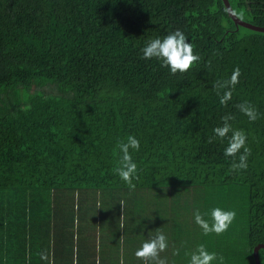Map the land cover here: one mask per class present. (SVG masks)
<instances>
[{
    "label": "trees",
    "instance_id": "1",
    "mask_svg": "<svg viewBox=\"0 0 264 264\" xmlns=\"http://www.w3.org/2000/svg\"><path fill=\"white\" fill-rule=\"evenodd\" d=\"M229 2L240 20L264 27V0ZM176 29L200 59L173 75L141 49ZM237 67L232 100L221 105L214 85ZM245 101L255 122L237 108ZM226 115L248 136L246 170H233L227 140L213 138ZM130 134L141 141L131 191L113 171ZM217 206L236 219L205 236L194 214ZM151 221L177 232L164 252L179 249L180 259L161 252L166 264H189L200 244L222 264H255L264 244V32L238 26L223 0H0V264H134ZM259 256L264 264V249Z\"/></svg>",
    "mask_w": 264,
    "mask_h": 264
},
{
    "label": "clouds",
    "instance_id": "2",
    "mask_svg": "<svg viewBox=\"0 0 264 264\" xmlns=\"http://www.w3.org/2000/svg\"><path fill=\"white\" fill-rule=\"evenodd\" d=\"M141 52L142 59L157 60L161 66L167 67L173 75L186 73L200 59L199 55L194 53L188 36L180 29H176L163 37L157 36L150 39L141 49ZM240 75V69L237 67L228 79L215 83L214 87L221 105H226L232 100L233 90L239 83ZM237 108L250 122H255L260 115L257 109L247 101L238 104ZM233 119L231 115L222 117V124L212 129L213 138L227 140L224 156L234 158L231 165L233 170H246L251 155V149L247 147L248 136L243 130L233 128L231 123ZM140 149V139L132 134L117 144L116 165L113 171L130 191L135 190L134 181L139 179L138 165L133 158V153L139 152ZM236 215L235 210H226L217 206L204 212L197 210L194 214V221L202 230L203 235L207 236L211 233L220 235L228 231L236 219ZM168 247V237L163 232H157L155 236L142 243L135 255L138 258L151 259L154 264H166V261L161 259L159 254ZM176 254H179V249H177ZM188 255L189 264H213L217 261L222 264L224 260L223 256L217 252L209 251L204 244L196 246L195 250ZM41 259H47L45 253H41Z\"/></svg>",
    "mask_w": 264,
    "mask_h": 264
},
{
    "label": "crops",
    "instance_id": "3",
    "mask_svg": "<svg viewBox=\"0 0 264 264\" xmlns=\"http://www.w3.org/2000/svg\"><path fill=\"white\" fill-rule=\"evenodd\" d=\"M155 218V217H154ZM153 218V219H154ZM146 219H152V216H146ZM152 222V224L155 222V221H151ZM148 226H150L151 224H147ZM173 225V222L171 221V222H168V223H166L164 226H163V228L164 229H166V228H168V226H172ZM146 228H147V226H146ZM96 230V232H98V229H95ZM140 232H142V231H140ZM160 232H163L167 237H168V241H169V245H171V240H175V238H174V235H176V231H173V229H171V231L168 229V230H163V229H161L160 230ZM140 234L141 233H139V232H136L134 235H133V237L135 238V239H137L139 236H140ZM97 236H100L98 233H97ZM145 237H149V236H145ZM174 250V248H172L171 249V251H167V252H164L165 254H162V256L164 257V258H166V260H170V261H172V260H177V261H179L178 259H180L179 258V254L177 255L176 254V251H173ZM181 257V256H180ZM138 257L135 255V252H132L131 254H130V261H132L134 264H139V262H140V260H142V258H139V259H137ZM146 260H148L147 258H146ZM147 264H154V262L153 263H151V262H148Z\"/></svg>",
    "mask_w": 264,
    "mask_h": 264
},
{
    "label": "water",
    "instance_id": "4",
    "mask_svg": "<svg viewBox=\"0 0 264 264\" xmlns=\"http://www.w3.org/2000/svg\"><path fill=\"white\" fill-rule=\"evenodd\" d=\"M224 1V4L228 10V13L230 15V17L235 21V23L238 25V26H243L245 28H248V29H251V30H254V31H258V32H264V27H259V26H255V25H252L250 23H247V22H244L242 20H240L236 14L234 13L231 5H230V2L229 0H223ZM261 249H264V244H260L258 246H256L254 248V258H255V264H261V261H260V256H259V252Z\"/></svg>",
    "mask_w": 264,
    "mask_h": 264
},
{
    "label": "rangeland",
    "instance_id": "5",
    "mask_svg": "<svg viewBox=\"0 0 264 264\" xmlns=\"http://www.w3.org/2000/svg\"><path fill=\"white\" fill-rule=\"evenodd\" d=\"M150 195V194H149ZM149 195H145V197H149ZM147 201V200H146ZM147 203L149 204L147 207H146V209H147V213H150L151 211H152V204H153V202L150 200V201H147ZM146 216H152L151 214H146V215H144L143 217H141V220H142V222H145L146 220H148V219H146ZM152 220V219H151ZM141 222V223H142ZM75 224H77V225H83V223H81L80 221H78V218H77V221L75 222ZM147 225V224H146ZM151 228H153V231L151 232V233H149L148 234V236L149 237H152L154 234H156L157 233V230L159 229H157V225L155 224V223H153L152 224V226H151ZM139 238V237H138ZM146 239H148V238H146ZM139 240H141V243H143L144 242V238H139ZM171 242H174V240H171ZM138 243H139V241H138ZM132 247H133V244H132ZM140 247V246H139ZM138 247V248H139ZM131 248V247H130ZM130 248H129V250H130ZM118 255V254H117ZM137 259H139V258H137ZM143 259V261H142V264H147L148 262H150V260L148 259V260H146V258H142ZM139 264H140V262H139Z\"/></svg>",
    "mask_w": 264,
    "mask_h": 264
}]
</instances>
